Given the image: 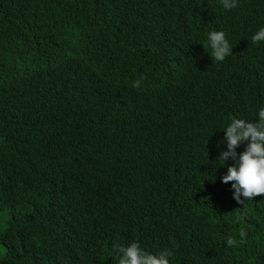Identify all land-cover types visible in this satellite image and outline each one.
Masks as SVG:
<instances>
[{
    "label": "trees",
    "instance_id": "obj_1",
    "mask_svg": "<svg viewBox=\"0 0 264 264\" xmlns=\"http://www.w3.org/2000/svg\"><path fill=\"white\" fill-rule=\"evenodd\" d=\"M262 27L264 0H0V264H264V195L219 158L264 108Z\"/></svg>",
    "mask_w": 264,
    "mask_h": 264
},
{
    "label": "clouds",
    "instance_id": "obj_2",
    "mask_svg": "<svg viewBox=\"0 0 264 264\" xmlns=\"http://www.w3.org/2000/svg\"><path fill=\"white\" fill-rule=\"evenodd\" d=\"M226 10L238 6V0H220ZM211 46V57L217 62H222L232 54V46L226 39L223 31H212L208 35ZM264 41V27L260 28L252 37V43ZM141 80L134 82L133 86L141 87ZM223 141L226 142V150H222L219 158L223 165L231 158L236 163L227 166V174L223 175L224 183L233 182L236 201L243 203L244 200H252L253 197L264 195V108L258 112V119L246 121L233 117L224 129ZM248 142L242 152H237V147ZM241 196L243 199H241ZM241 237L246 233L241 231ZM243 242V241H241ZM237 241L228 237V246H233ZM117 264H169L168 257L172 255L171 250L164 249L158 254H152L143 250L138 242H132L128 246H116Z\"/></svg>",
    "mask_w": 264,
    "mask_h": 264
},
{
    "label": "rangeland",
    "instance_id": "obj_3",
    "mask_svg": "<svg viewBox=\"0 0 264 264\" xmlns=\"http://www.w3.org/2000/svg\"><path fill=\"white\" fill-rule=\"evenodd\" d=\"M3 255V253L0 251V256Z\"/></svg>",
    "mask_w": 264,
    "mask_h": 264
}]
</instances>
